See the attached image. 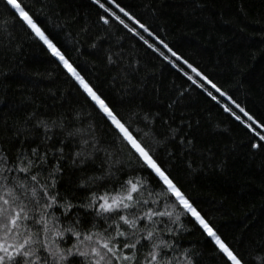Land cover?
Returning a JSON list of instances; mask_svg holds the SVG:
<instances>
[{
  "label": "trees",
  "instance_id": "16d2710c",
  "mask_svg": "<svg viewBox=\"0 0 264 264\" xmlns=\"http://www.w3.org/2000/svg\"><path fill=\"white\" fill-rule=\"evenodd\" d=\"M14 1L0 264H264V0Z\"/></svg>",
  "mask_w": 264,
  "mask_h": 264
},
{
  "label": "rangeland",
  "instance_id": "374dc122",
  "mask_svg": "<svg viewBox=\"0 0 264 264\" xmlns=\"http://www.w3.org/2000/svg\"><path fill=\"white\" fill-rule=\"evenodd\" d=\"M9 1V3L12 5V7L17 11V13L25 20V22L34 30V32L37 33V29L36 27L33 25V23L30 21V19L26 16V14L20 9V7L17 5V3L14 0H7ZM39 32V31H38ZM40 33V32H39ZM37 33L39 38L41 39V41L47 46V48L53 53L55 54V50L54 47L49 43V41L40 33ZM64 67L67 69V71L73 76L75 77L76 73L69 67V65L65 62H62ZM77 81L82 85L81 81L78 80V78L76 77ZM83 86V85H82ZM85 88V87H84ZM87 93L91 96V98H93L96 102L97 99L95 98V96L88 90L86 89ZM98 106L104 111V113L108 114V111L100 104L97 103ZM112 122L114 123L115 127L121 131V133L126 137V139L130 142V144L132 145V147L140 154L141 158L145 161V163L148 165V167L157 175L161 178V180L164 182V184L170 189L171 185L168 182V180L164 177V175L159 171V169L145 156V154L139 150V148L137 147V145L131 141V139L129 138V136L124 132V130L120 127V125L115 121L112 120ZM172 192L174 193V195L179 196V194L177 193V191H175V189H173L172 187ZM185 203V201H184ZM185 206L188 210V212L196 219V221L201 225V227L206 231V233L213 239V241L224 251L226 250L225 247L221 244V242L219 241V239L217 238V236L210 230V228L204 223V221L199 217V215L191 208L189 207V205L187 203H185ZM231 260H233V258L231 257V255H227ZM238 264V263H237Z\"/></svg>",
  "mask_w": 264,
  "mask_h": 264
}]
</instances>
